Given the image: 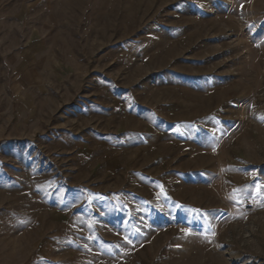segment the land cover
<instances>
[{
    "label": "rangeland",
    "instance_id": "374dc122",
    "mask_svg": "<svg viewBox=\"0 0 264 264\" xmlns=\"http://www.w3.org/2000/svg\"><path fill=\"white\" fill-rule=\"evenodd\" d=\"M0 264H264V0H0Z\"/></svg>",
    "mask_w": 264,
    "mask_h": 264
}]
</instances>
